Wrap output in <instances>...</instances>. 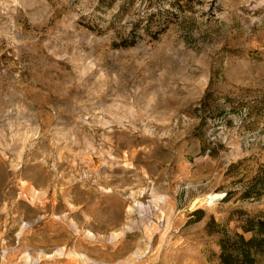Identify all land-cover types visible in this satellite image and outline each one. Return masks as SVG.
Wrapping results in <instances>:
<instances>
[{
	"label": "rangeland",
	"instance_id": "rangeland-1",
	"mask_svg": "<svg viewBox=\"0 0 264 264\" xmlns=\"http://www.w3.org/2000/svg\"><path fill=\"white\" fill-rule=\"evenodd\" d=\"M255 178L264 0H0V264H220Z\"/></svg>",
	"mask_w": 264,
	"mask_h": 264
},
{
	"label": "trees",
	"instance_id": "trees-1",
	"mask_svg": "<svg viewBox=\"0 0 264 264\" xmlns=\"http://www.w3.org/2000/svg\"><path fill=\"white\" fill-rule=\"evenodd\" d=\"M263 191L264 181L255 178L243 191L240 199L259 198ZM232 196V192H227L224 201ZM237 229L241 231L224 229L220 232V264H264V216L240 217ZM246 235H250V238Z\"/></svg>",
	"mask_w": 264,
	"mask_h": 264
}]
</instances>
